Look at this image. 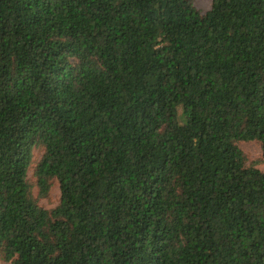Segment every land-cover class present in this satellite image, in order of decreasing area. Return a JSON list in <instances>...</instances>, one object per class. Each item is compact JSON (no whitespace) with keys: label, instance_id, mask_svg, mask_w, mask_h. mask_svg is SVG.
Segmentation results:
<instances>
[{"label":"trees","instance_id":"trees-1","mask_svg":"<svg viewBox=\"0 0 264 264\" xmlns=\"http://www.w3.org/2000/svg\"><path fill=\"white\" fill-rule=\"evenodd\" d=\"M249 140L264 157V0H0L4 259L264 264Z\"/></svg>","mask_w":264,"mask_h":264},{"label":"rangeland","instance_id":"rangeland-1","mask_svg":"<svg viewBox=\"0 0 264 264\" xmlns=\"http://www.w3.org/2000/svg\"><path fill=\"white\" fill-rule=\"evenodd\" d=\"M196 7L202 12H207L212 6V0H192ZM240 148L245 152L247 161V166H254L261 170H264V157L262 145L258 140H249V141H240ZM43 154V150L41 147H34L33 149V157H32V165L30 167L28 178L30 182L33 184L32 193L34 197L37 199L39 205L44 208L52 209L56 207L61 201V189L59 182L54 180L50 191L46 196H42L39 194V188L36 184V176H35V166L38 161L41 159ZM0 264H13L12 261H8L3 258L0 253Z\"/></svg>","mask_w":264,"mask_h":264}]
</instances>
